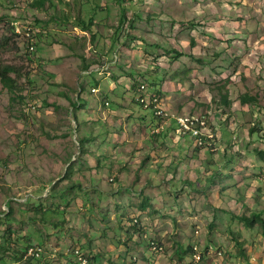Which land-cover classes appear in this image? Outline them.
<instances>
[{
    "label": "rangeland",
    "instance_id": "1",
    "mask_svg": "<svg viewBox=\"0 0 264 264\" xmlns=\"http://www.w3.org/2000/svg\"><path fill=\"white\" fill-rule=\"evenodd\" d=\"M38 1L0 0V65L21 95L0 82V211L17 199L0 264H76L75 249L175 264L194 247L201 264H264L261 223L238 218L264 217V0H51L56 19ZM141 83L168 114L204 117L209 144L179 136L186 150L162 155L175 124L141 129L156 119ZM22 242L40 256L15 260Z\"/></svg>",
    "mask_w": 264,
    "mask_h": 264
},
{
    "label": "built area",
    "instance_id": "2",
    "mask_svg": "<svg viewBox=\"0 0 264 264\" xmlns=\"http://www.w3.org/2000/svg\"><path fill=\"white\" fill-rule=\"evenodd\" d=\"M23 34L30 42L29 46L32 47L33 30L30 26L24 25L22 27ZM139 103L150 109L153 116L160 119L161 123L157 127L156 131H160L163 125H166L168 121H172L177 126L176 131L180 136H189L192 138L198 146H205L209 144V139L213 137L211 129H209L208 121L204 117L195 115H174L168 114L163 108L159 106L158 98L154 93H149L148 87L145 83L140 84V93L138 95ZM28 196V195H27ZM155 249V247H153ZM195 251V252H194ZM197 251V252H196ZM74 258L77 264H95L93 260L80 249H75ZM41 249L37 246L29 247L26 251V256L39 257ZM192 259L185 262H177L175 264H201L203 254L197 247L193 248L191 254Z\"/></svg>",
    "mask_w": 264,
    "mask_h": 264
},
{
    "label": "trees",
    "instance_id": "3",
    "mask_svg": "<svg viewBox=\"0 0 264 264\" xmlns=\"http://www.w3.org/2000/svg\"><path fill=\"white\" fill-rule=\"evenodd\" d=\"M38 4L42 5L43 4V1L40 0L38 1ZM79 22L80 24L83 26V29L84 30H88L90 28H92V24L94 23L92 19H89V23L86 24V21L84 19H82V17L79 15ZM10 71H14L13 70V67L11 65H8V64H3V65H0V82L2 84V86L4 88H6L8 90L9 93H11L12 95H18L21 97V95L17 94L19 93L18 89H17V85L15 83V80L12 76H10L8 73ZM142 84V83H141ZM155 93V92H154ZM242 101L245 102V99H242ZM249 101H253L252 98L249 99ZM247 102V101H246ZM74 106H77V103L74 102L73 103ZM76 116V115H75ZM70 164H68L69 166ZM32 195V193H31ZM33 196V195H32ZM15 196H9V199L7 201V210H3V211H0V218H2L1 216V213L4 212V216L6 218H9L12 211H13V208L11 207V202L14 201V200H17L16 198H14ZM29 196H27L26 198L28 199ZM26 201V200H25ZM144 205H142V208H143ZM37 211V210H35ZM39 212H41L39 210ZM240 221L243 222V224H245L246 227L248 228H251L253 227L257 222L261 223L262 225V228H263V234H264V217L261 216L260 213H253L251 214L250 216H245V215H242L240 217H238ZM13 234L12 230L10 228L6 229L4 231V235H3V240L5 241V246H6V243H8L10 240V236ZM23 244H26V242H22L20 245L22 248H24V251L23 250H20V249H17L14 253H13V257L15 260H20L22 257H23V254L26 256V251L29 247H33V246H30L28 244V246L24 247ZM5 248L3 247V244L0 243V251L1 250H4ZM19 254V255H18ZM16 255H18V257H16ZM72 255H74V252H72ZM91 260H93L95 262V258L91 255V254H87ZM33 257V256H31ZM4 259L2 257H0V261L1 262H4L3 261ZM77 264V263H76Z\"/></svg>",
    "mask_w": 264,
    "mask_h": 264
},
{
    "label": "crops",
    "instance_id": "4",
    "mask_svg": "<svg viewBox=\"0 0 264 264\" xmlns=\"http://www.w3.org/2000/svg\"><path fill=\"white\" fill-rule=\"evenodd\" d=\"M50 1L51 0H44L43 1V4H42L43 6L40 5L39 7H37L38 9L41 10L40 12H37L38 17H41V18H51V17H53L54 19H56L55 13L54 12L51 13V11H50V9L53 7V5H52L51 8H49V6H47L49 3H51ZM66 2L68 3L69 1H66ZM61 3H62V1L57 0L56 5L57 4L61 5ZM63 3H65V2H63ZM62 8H63L64 11H66V12L63 11V13H66V14L67 13L68 14L70 13V12L67 11V7L65 5H62ZM95 8L96 9H103L104 8V5L101 6V7H99L98 5H96ZM57 11H60V10L57 9ZM46 12H49L50 13V15L48 17H45V13ZM67 18L70 21V18L71 17L69 16ZM90 19H92L93 22L95 24H97V20H95L94 17H90ZM42 21L44 22V20H42ZM65 25H66L65 22H52L51 28L53 27V29L56 30V29H58V26H59V28H63ZM151 119H153V120H151V121L149 120L148 122H146L144 120L140 121L141 124L139 126L141 127V129H148L151 126L157 125L159 123L158 122L159 121L158 118H156V119L155 118H151ZM144 122L146 123V125L144 124ZM156 129H155V131H156ZM149 133H152V130ZM160 133H161V136H162V140L160 141L161 144H159V143L157 145L154 144V147H157V146L162 147L163 146L166 149L165 150L166 152L165 153H162V155H165V157H170L171 156V154L169 152L172 151V148L175 149L176 152H178V153H180L179 151L181 149L186 150V148H187V142L184 141L183 139H180L179 138L180 135L177 134V131L175 129V126H171V125L170 126H165L163 132H160ZM151 140H152L151 137L148 135V141L150 143H151ZM191 173L193 174L194 171H191L189 173V175Z\"/></svg>",
    "mask_w": 264,
    "mask_h": 264
}]
</instances>
